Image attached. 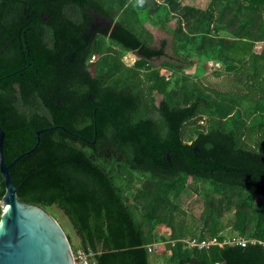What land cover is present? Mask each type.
I'll use <instances>...</instances> for the list:
<instances>
[{
    "label": "trees",
    "instance_id": "trees-1",
    "mask_svg": "<svg viewBox=\"0 0 264 264\" xmlns=\"http://www.w3.org/2000/svg\"><path fill=\"white\" fill-rule=\"evenodd\" d=\"M209 63L227 89L206 84ZM0 125L7 165L56 128L10 176L21 202L67 216L92 264H264V0H0ZM229 227L246 246L184 242Z\"/></svg>",
    "mask_w": 264,
    "mask_h": 264
},
{
    "label": "water",
    "instance_id": "water-1",
    "mask_svg": "<svg viewBox=\"0 0 264 264\" xmlns=\"http://www.w3.org/2000/svg\"><path fill=\"white\" fill-rule=\"evenodd\" d=\"M55 129L37 132L36 147L7 165L6 135L0 125V171L6 187L0 223V264H75L73 248L57 219L41 206L21 202L10 176L11 168L38 148L41 135Z\"/></svg>",
    "mask_w": 264,
    "mask_h": 264
},
{
    "label": "rangeland",
    "instance_id": "rangeland-1",
    "mask_svg": "<svg viewBox=\"0 0 264 264\" xmlns=\"http://www.w3.org/2000/svg\"><path fill=\"white\" fill-rule=\"evenodd\" d=\"M210 0H182V2L184 4H188V5H193L196 7H201V8H206L208 6ZM97 23L94 25L95 28L98 27V25H102L104 28H107L110 25V22L105 20V19H101L99 17L96 18ZM151 31H153L156 35L157 38H164V35L157 32V29L151 28ZM263 48V44H258L256 47L257 51H261V49ZM130 60V58H128ZM130 61H128L129 63ZM163 62V59H159L155 61L156 65H160ZM205 68L207 70V74H206V79L207 82L206 84L209 85L210 87L213 88H218V89H227L228 87V80L226 77L222 76H216L215 72L217 69L221 68L220 64H212L209 63L207 65H205ZM164 75H169V72L166 70H162ZM195 72V68H192L188 71V73L190 74H194ZM161 98H159L160 100ZM132 197V195H131ZM201 197L199 196V194H197L195 191L190 190L182 196V198L179 201V204L181 205V207L187 211L188 215L195 217V219L198 221L199 217H200V213H201V206H202V200L200 199ZM48 211L57 219L58 223L61 225V227L63 228V230L65 231V233L67 234V236H69L71 238V246L72 248H76L79 245V241L78 238L76 236L74 227L72 225V223L70 222V220L67 218V216L59 209H57L56 207H52L49 208ZM233 213H228L227 216L231 217ZM187 215V221L189 224L193 223L194 221H192L191 217ZM2 216H3V205H2V201H0V223L2 220ZM195 223L197 224V222L195 221ZM159 233L165 234V235H169L170 231L167 230L164 227H161L159 230ZM226 236V239H234L237 238L236 234L233 232L232 228H228L225 232H224ZM165 251V249L159 250L158 253L162 254V252ZM169 255V254H168ZM155 260L153 261V264H166V259L163 256H155ZM158 259V260H157Z\"/></svg>",
    "mask_w": 264,
    "mask_h": 264
},
{
    "label": "built area",
    "instance_id": "built-area-1",
    "mask_svg": "<svg viewBox=\"0 0 264 264\" xmlns=\"http://www.w3.org/2000/svg\"><path fill=\"white\" fill-rule=\"evenodd\" d=\"M184 242L188 245L190 248H199L200 250L203 249H209L213 245H218V246H224L226 243L230 244H235V245H242L246 246L248 241L245 239H240V238H234L232 240L230 239H225L224 241H220L218 238H211V239H206L203 241H198V239H192V240H184ZM255 243V241H253ZM175 244V243H174ZM165 244H156L153 247L149 248V252H158L159 250L165 249ZM75 264H92V258L93 254L92 253H86L82 250H78L76 253L74 252L73 254Z\"/></svg>",
    "mask_w": 264,
    "mask_h": 264
},
{
    "label": "bare ground",
    "instance_id": "bare-ground-1",
    "mask_svg": "<svg viewBox=\"0 0 264 264\" xmlns=\"http://www.w3.org/2000/svg\"><path fill=\"white\" fill-rule=\"evenodd\" d=\"M75 230V229H74Z\"/></svg>",
    "mask_w": 264,
    "mask_h": 264
}]
</instances>
